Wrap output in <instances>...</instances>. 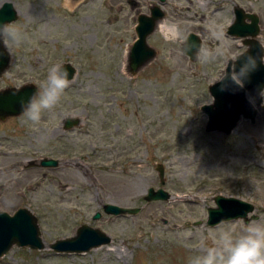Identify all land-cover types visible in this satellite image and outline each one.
I'll return each mask as SVG.
<instances>
[{
	"label": "rangeland",
	"instance_id": "rangeland-1",
	"mask_svg": "<svg viewBox=\"0 0 264 264\" xmlns=\"http://www.w3.org/2000/svg\"><path fill=\"white\" fill-rule=\"evenodd\" d=\"M7 1L19 13L12 25L26 39L13 46L0 90L29 83L40 88L55 64L71 63L78 73L39 123L21 115L0 124V167L46 155L40 150L45 141L38 139L66 118H80L81 124L66 132L71 155L65 158L71 162L47 172L0 169V211L29 210L46 246H13L0 264H189L213 244L218 230L239 232L246 226L232 221L209 226L216 196L250 202L264 217V109L255 124L242 119L230 136L207 133L208 117L201 110L213 103L209 86L244 50L226 34L236 6L259 15L264 44V0H79L72 7L65 0H0V7ZM153 5L166 12L163 21L175 36L169 40L156 32L149 44L157 57L131 76L127 60L137 19ZM213 27L222 30L219 38ZM186 28L201 29L207 49L214 51L223 41L224 54L207 63L191 61L181 48L190 33ZM159 163L165 167L164 185ZM14 183L24 184L22 192L6 189ZM61 184L72 189L61 190ZM151 188L172 197L147 202ZM107 204L141 211L109 215ZM98 212L102 217L94 220ZM85 224L109 235L111 243L84 254L52 249Z\"/></svg>",
	"mask_w": 264,
	"mask_h": 264
},
{
	"label": "water",
	"instance_id": "water-1",
	"mask_svg": "<svg viewBox=\"0 0 264 264\" xmlns=\"http://www.w3.org/2000/svg\"><path fill=\"white\" fill-rule=\"evenodd\" d=\"M75 2L79 0H73ZM165 3L167 0H160ZM241 9V8H240ZM237 13L235 22L229 28V34L238 38L245 39L244 44L247 49L244 53L239 54L234 60H230L226 73L218 82L209 86V92L213 98L212 104H206L201 110L207 115L208 120L205 126L207 133H220L230 136L238 127L242 119L256 123L259 108H264V48L261 47V41L258 37L260 34V18L257 14H246L242 10ZM245 13V14H244ZM166 13L158 5L151 8L150 15H140L136 26L137 38L133 43L127 60V72L131 76H136L145 66L157 57V51L148 43V38L156 31L159 23L164 20ZM19 13L11 1L4 2L0 7V22L14 23L18 20ZM246 18L252 20L246 22ZM202 46L201 39L191 34L182 46V51L187 54L191 61H195V49ZM249 57L256 60L257 67L254 71L248 73L243 78V87L233 82L229 77L235 66L239 70ZM12 54L10 55L0 40V78L8 70L11 63ZM68 71V78L72 82L78 73L77 68L71 63L62 64ZM223 88V90H222ZM35 84L29 83L22 87H10L0 90V119L6 120L10 117H19L22 109L18 103V96L13 92H19L20 96L25 98L38 91ZM251 98H249V97ZM80 119L69 118L67 120L68 128L72 129L78 126ZM30 163H35L32 161ZM57 165L56 162L44 160L40 166H28L49 168ZM159 173L161 184L166 183L165 167L159 163L156 167ZM171 194L159 188H151L145 197L147 202L167 201ZM216 207L209 208L208 225L217 226L224 222L234 221L236 218H243L245 224L248 222L247 213L254 212L253 219H258L256 206L250 202L235 198L218 195L214 198ZM104 211L109 215H137L141 208H123L120 206L107 204ZM102 214L98 212L94 220H99ZM112 238L101 232L97 228L88 225H82L77 230V235L72 238L58 240L52 244V249L56 253L84 254L93 249L110 244ZM13 246L20 248H30L41 250L46 248L44 240L41 237L37 218L27 209L18 210L14 215L0 211V258L6 255Z\"/></svg>",
	"mask_w": 264,
	"mask_h": 264
},
{
	"label": "clouds",
	"instance_id": "clouds-1",
	"mask_svg": "<svg viewBox=\"0 0 264 264\" xmlns=\"http://www.w3.org/2000/svg\"><path fill=\"white\" fill-rule=\"evenodd\" d=\"M221 31L213 27V37L219 38ZM25 39V35L11 23L0 22V40L10 55L13 46H19ZM261 47L264 48V44ZM194 49L196 58L207 63L224 54L225 44L222 41L221 47L214 51L203 46H194ZM256 67L255 58L249 57L239 70L233 66L229 78L243 87V78ZM70 83L67 69L62 64H55L48 70L46 80L37 92L27 98L20 96L18 91L13 92V95L18 96V103L27 121L37 124L43 113L56 107ZM254 216V212L247 213L248 222L239 232L233 229L218 230L213 244L201 254L190 257L189 264H264V217L253 219ZM232 223L243 224L244 220L236 218Z\"/></svg>",
	"mask_w": 264,
	"mask_h": 264
},
{
	"label": "flooded vegetation",
	"instance_id": "flooded-vegetation-1",
	"mask_svg": "<svg viewBox=\"0 0 264 264\" xmlns=\"http://www.w3.org/2000/svg\"><path fill=\"white\" fill-rule=\"evenodd\" d=\"M166 3V2H165ZM164 3V4H165ZM130 4L131 5H139V3L138 2H136V1H131L130 2ZM153 6H156V5H153ZM152 6V7H153ZM151 7V8H152ZM241 8V9H240ZM243 8L242 7H240V6H236L235 7V9H234V17H235V19H236V17H237V13L238 12H240L239 10H242ZM164 11V10H163ZM165 12V11H164ZM243 12H245L246 14H257V13H254V12H249V11H247V10H245V9H243ZM166 13V12H165ZM244 13V14H245ZM151 14V9H150V13L149 14H140V15H150ZM139 15V16H140ZM167 15V14H166ZM258 15V14H257ZM139 16H138V18H139ZM259 16V15H258ZM166 17V16H165ZM181 18V17H180ZM260 18V17H259ZM138 20V19H137ZM252 20H250L249 18H246V22L248 23H250ZM233 22H235V20L233 21ZM138 24V23H137ZM233 24V23H232ZM231 24V25H232ZM230 25V26H231ZM137 26V25H136ZM230 26H228L227 27V29H226V34L228 35V36H230V37H232V38H234V39H238V40H240V47H242L244 50L242 51V52H240V53H238L236 56H235V58L239 55V54H242V53H244L245 52V50L247 49V46L244 44V40L245 39H241V38H238L237 36H235V35H231V34H229V28H230ZM259 26H260V34H259V37L261 36V33H262V28H261V19H260V22H259ZM180 27V29L181 30H184V26H179ZM186 30L187 31H189L190 33H188V35H187V37H186V40H187V38H188V36L189 35H191V34H195V35H197L199 38H200V36H199V34L198 33H200V34H203L204 32L201 30V29H199L198 28V30L199 31H196V32H198V33H194V32H191L189 29H187L186 28ZM159 30H158V27H157V29H156V31L148 38V43H149V40L154 36V35H156V32H158ZM135 32H136V27H135ZM160 32V31H159ZM137 35V34H136ZM259 37H258V39H259ZM201 39V38H200ZM186 40H185V42H186ZM260 41V40H259ZM184 42V43H185ZM183 43V44H184ZM183 44H181V48H182V46H183ZM201 44H202V46H203V39H201ZM150 45V44H149ZM151 46V45H150ZM151 47H153V46H151ZM156 51H157V54H158V50L155 48V47H153ZM230 60H232V58L231 59H229L228 60V62H227V66H226V70H227V67H228V64H229V61ZM234 60V59H233ZM225 73H226V71H225ZM263 105H264V103H263ZM259 109H264V108H259ZM16 118H19V117H10V118H8V119H6V120H1L0 119V124H4V123H6V122H9L10 120H13V119H16ZM67 120L69 119V118H66ZM78 119H80V118H78ZM65 120V119H64ZM67 120H65L64 122V125L62 126H60L58 129H56L55 130V132L54 133H50V136H48V137H46V138H39L38 139V141L39 142H42V140H44L45 142V144H42L41 145V148H40V150L42 151V152H46L47 154L46 155H40V157H37V156H35L34 158H29V159H26V160H19V161H17V162H11V164H6V165H4V167H0V169L2 170V171H8V170H14L15 168H20L23 172H28V171H30V170H40V171H44V172H47V171H50V170H53V169H56V168H59V167H62L65 163H69V162H71V160L70 159H68V158H65V157H67V156H70L71 154H70V152H69V138H68V134L66 133L68 130H72V129H70V128H68V126H67ZM81 124V119H80V123H79V125ZM58 131L60 132V133H58ZM64 131V132H63ZM12 140V138H10V141ZM6 155V154H5ZM5 158V157H4ZM15 159H16V157H15ZM44 160H49V161H53V162H56L57 163V165H55V166H51V167H49V168H43V167H33V168H28L27 169V167L28 166H40L41 165V163H42V161H44ZM32 161H35V163H30V162H32ZM4 162H5V160H4ZM48 174L47 173H44V176L46 177ZM86 225V224H85Z\"/></svg>",
	"mask_w": 264,
	"mask_h": 264
},
{
	"label": "bare ground",
	"instance_id": "bare-ground-1",
	"mask_svg": "<svg viewBox=\"0 0 264 264\" xmlns=\"http://www.w3.org/2000/svg\"><path fill=\"white\" fill-rule=\"evenodd\" d=\"M65 3L68 7H72L75 4H78V2H75L73 0H65ZM158 30L169 40L173 39L175 36V30L172 27H168L164 21L159 23ZM24 184L21 183H14L10 184L6 187L7 190H12L15 193H20V191L23 188ZM59 188L61 190H71L72 188L67 184H61L59 185ZM28 190L34 189V187L30 186L27 188Z\"/></svg>",
	"mask_w": 264,
	"mask_h": 264
}]
</instances>
